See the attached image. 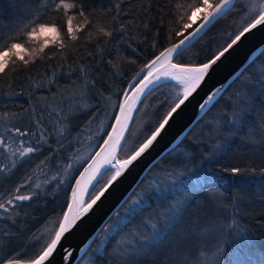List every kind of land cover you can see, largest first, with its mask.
I'll use <instances>...</instances> for the list:
<instances>
[{"label":"trees","instance_id":"16d2710c","mask_svg":"<svg viewBox=\"0 0 264 264\" xmlns=\"http://www.w3.org/2000/svg\"><path fill=\"white\" fill-rule=\"evenodd\" d=\"M78 2L86 10L96 9L97 15L90 19L112 31L111 38L98 37L93 30L91 41L81 34L63 53L57 46L54 55L46 50L51 58L0 75V137L9 146V150L0 146V194L6 201L21 184L23 194H33L32 200L17 202L7 213L0 209V250L2 254L22 253L20 258L25 261L53 237L74 178L115 116L112 103L120 101L129 81L147 61L178 39L174 31L183 23L179 20L183 10L176 5L187 0ZM250 2L235 0L233 9L205 29L177 62L206 61L225 44L226 34H235L250 22L251 16L245 19ZM53 7L46 8L45 0H0V30L7 33L35 15L40 22L58 23ZM107 39L110 42L103 43ZM261 72L264 48L181 141L144 174L76 264H133L129 253L140 248L141 237L151 239L135 254L139 264H197L205 260L201 252L216 264H264V175L260 171L264 169V132L254 121L264 109V97L254 88H245L248 81L257 86ZM178 87L164 81L141 99L129 125L130 134H126L129 153L167 113ZM245 92L257 109L246 115L253 125L254 142L244 133L221 135L224 114L230 113L234 101L239 102L237 93ZM16 128L27 134L20 136ZM83 141L91 152L80 159ZM38 142L39 152L12 155ZM68 164L72 168L65 172ZM232 167L247 171L233 176L225 171ZM104 176L90 195L107 180ZM48 221L53 223L51 230L44 229Z\"/></svg>","mask_w":264,"mask_h":264},{"label":"snow or ice","instance_id":"6c2138e0","mask_svg":"<svg viewBox=\"0 0 264 264\" xmlns=\"http://www.w3.org/2000/svg\"><path fill=\"white\" fill-rule=\"evenodd\" d=\"M49 4L54 5L52 11L59 17L58 23L40 22V17L35 15L31 19L26 18L27 23L21 22L15 29H10L7 33L0 30V75L5 74L7 71L15 72L19 65L27 67L29 64H34L37 59L51 58L46 50L50 49L54 55L57 46L58 50L63 53L65 49L70 47L72 42H77L80 39L81 34H85L89 41L93 38V30L98 37L111 38L113 36L112 31L107 30L99 22L94 24L90 19V17L97 15L96 9L86 10L84 4L78 2V0H45L46 8ZM233 6L234 0H187L186 3L176 5L177 10H183L182 14L179 15V20L183 23L178 30L174 31V36L178 39L146 62L132 77L133 82H130L123 91L122 99L112 103L111 106L118 110L113 117L115 123L109 125L111 131L105 133L107 138L97 145L98 150L93 155L85 158L86 161L90 162L83 168L79 178L75 180L71 203H69L67 211L56 226L50 242L46 244L42 251L34 257L27 258L26 261L20 258L22 253L2 254V250H0V264H46V261L53 255L60 243L61 237L76 224L77 220L92 210L93 206L97 204L129 166L152 147L169 124L173 114L200 88L213 66L233 49L247 33L258 26H264V0H251L245 16V19H248L249 16L252 17L250 22L237 33L226 34L225 44L209 54L206 62L199 64L177 62L205 29L230 12ZM115 7L119 9V3ZM198 21L199 23H197ZM193 25L196 26L193 27ZM121 31H123V27ZM99 42L98 40L97 43ZM109 42L110 39L103 41L105 44ZM99 51L103 52V49H99ZM109 63L112 62L109 61ZM163 81H175V84L179 86L173 102L155 129L150 134H146L143 141L129 153L126 148V134H130L129 124L133 120L132 113L136 110V106L142 102L141 98L161 87ZM256 85L254 86L252 81H248L245 88H254V91L260 97H264V72L260 73ZM223 90V86H221L212 91L199 105L200 109L207 110L209 105L213 104L217 97L222 95ZM237 96L239 102L234 101L230 113H225L223 116L224 124L221 135L225 133L229 135L244 133L254 142L253 125L247 122L246 115L257 111L256 106L249 102L248 93H237ZM95 118L94 114L92 119ZM254 121L259 124L260 131L264 132V109L258 111V116L254 117ZM89 122L91 123V119ZM15 132L20 136L27 134L19 128H16ZM44 136L45 133L41 132V140H44ZM21 144H23V141H21ZM0 146H3L5 150H9V146L3 137H0ZM39 151L38 142L35 147L18 148L16 152H12V155L15 156L18 152L21 157H24ZM52 151L50 148L49 152ZM122 152L124 153L123 158L120 155ZM47 159L48 157H45L40 160L37 168L43 165ZM15 166L16 162L12 161V167ZM71 168L72 164H68L65 172ZM225 171H229L233 176H238L247 170L232 167L225 169ZM252 171L255 172V169H252ZM260 171L261 175H264V169ZM104 175H107L108 178L103 186L85 201L84 194L87 192L88 187L94 186V182L99 184V178ZM152 186L157 187L155 181H153ZM23 187L24 184L18 186L6 201H3V194H0V201H3L0 202V209L7 213L9 207H15L17 202L32 200L33 194H23L21 192ZM133 203H139V201H133ZM234 223L235 221H233ZM152 227L155 228V225H152ZM228 227H232V225H228ZM140 239L143 241L140 248H133L129 253L133 257V264H139L135 260V254L146 248L151 238L141 237ZM68 255H71V253H68ZM200 255L204 256L205 260L198 261L197 264H216L205 253L201 252Z\"/></svg>","mask_w":264,"mask_h":264},{"label":"water","instance_id":"95a60500","mask_svg":"<svg viewBox=\"0 0 264 264\" xmlns=\"http://www.w3.org/2000/svg\"><path fill=\"white\" fill-rule=\"evenodd\" d=\"M263 48L264 26H258L250 33H247L233 49L226 53L225 56L213 66L209 71L208 76H206L205 80L202 82L200 88H198L193 96L173 114L169 124L153 143L152 147L129 166V168L126 169L125 172L112 184L97 204L93 206L92 210L77 220L76 224L61 237L60 243L57 245L53 255L49 257L48 261H46V264H76L108 218L128 198L144 174L166 152L176 146L191 127L208 110L200 109L199 105L203 100L206 99V97L216 88L223 86V89H225ZM154 56L152 58H154ZM130 82H133L132 79L129 83ZM210 106L211 105H209V107ZM117 111L118 110H116L115 115L117 114ZM133 114L134 112L132 113V116ZM114 123L115 121L113 119L111 124ZM109 131H111L110 127L107 132ZM106 138L105 135L103 139ZM103 139L99 144L103 142ZM97 150L98 148H96L91 155ZM88 162L90 161H86L73 180L69 190L68 201L62 216L67 211L69 203H71V195L72 190L75 187V180L79 178V174L83 171V168L87 166ZM95 184L96 183L94 182V186ZM94 186L88 187L87 192L84 194L85 201L88 200ZM68 253H71V255H68Z\"/></svg>","mask_w":264,"mask_h":264},{"label":"rangeland","instance_id":"374dc122","mask_svg":"<svg viewBox=\"0 0 264 264\" xmlns=\"http://www.w3.org/2000/svg\"><path fill=\"white\" fill-rule=\"evenodd\" d=\"M26 46H28V45L26 44ZM80 149H81V150H79V155H78L80 159L86 157V155H87L88 153L91 152V146H90V148H89V147H88V144H87L86 142H84V141L81 142V144H80ZM105 177H107V175L104 176L103 178H105ZM127 209L130 210L131 207L129 206ZM122 218H123V217H122ZM122 218H121L120 220H122ZM47 227H49V230H51V229L53 228V223H50V224H49V221H48V223L44 226V229L47 228ZM52 231H53V230H52Z\"/></svg>","mask_w":264,"mask_h":264},{"label":"bare ground","instance_id":"6f19581e","mask_svg":"<svg viewBox=\"0 0 264 264\" xmlns=\"http://www.w3.org/2000/svg\"><path fill=\"white\" fill-rule=\"evenodd\" d=\"M135 191V190H134Z\"/></svg>","mask_w":264,"mask_h":264}]
</instances>
